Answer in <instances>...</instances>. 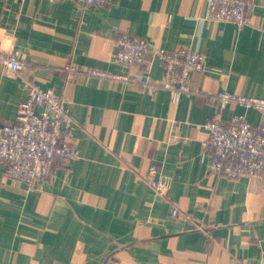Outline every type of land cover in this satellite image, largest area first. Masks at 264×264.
Instances as JSON below:
<instances>
[{"label": "crops", "instance_id": "crops-1", "mask_svg": "<svg viewBox=\"0 0 264 264\" xmlns=\"http://www.w3.org/2000/svg\"><path fill=\"white\" fill-rule=\"evenodd\" d=\"M255 3L238 28L211 19L206 0H106L84 11L75 0H0V47L25 61L11 75L0 64V124L15 121L33 82L65 97L80 150L32 188L0 161V264H264V178L214 174L202 146L216 93L264 99V0ZM122 32L203 55L189 81L198 92L149 88L163 64L115 61ZM219 112L264 122L236 102ZM151 165L164 195L145 179Z\"/></svg>", "mask_w": 264, "mask_h": 264}, {"label": "built area", "instance_id": "built-area-1", "mask_svg": "<svg viewBox=\"0 0 264 264\" xmlns=\"http://www.w3.org/2000/svg\"><path fill=\"white\" fill-rule=\"evenodd\" d=\"M80 11L99 7L106 0H75ZM211 19L234 23L238 28L252 23L255 0H206ZM114 60L135 65L159 58L163 64V79L149 88L164 87L175 96L198 92L190 86L192 71H204L203 55L189 47L174 50L152 48L146 39L125 32L115 39ZM0 64L6 74L18 73L25 64L15 51L0 47ZM76 72L74 65L66 66ZM90 75L103 76L96 69H87ZM27 95L18 106L13 123L0 124V161L5 163L8 177L23 181L28 188L52 175L57 160L68 162L80 155L72 135L75 124L66 108V99L53 89H42L33 82L26 83ZM217 112L206 122L208 136L202 140L205 152L210 154V171L235 179L241 175L264 178V122L253 124L244 115L223 117L220 110L236 102L247 108L264 111V99L236 95L222 91L215 95ZM37 107H40L37 110ZM145 179L158 194L167 187L155 165L149 167ZM171 214L180 211L173 206ZM188 217V216H187Z\"/></svg>", "mask_w": 264, "mask_h": 264}]
</instances>
